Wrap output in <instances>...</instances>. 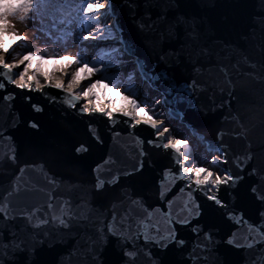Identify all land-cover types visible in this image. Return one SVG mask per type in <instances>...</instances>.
Listing matches in <instances>:
<instances>
[{
  "label": "water",
  "instance_id": "obj_1",
  "mask_svg": "<svg viewBox=\"0 0 264 264\" xmlns=\"http://www.w3.org/2000/svg\"><path fill=\"white\" fill-rule=\"evenodd\" d=\"M106 3L104 16L117 37L100 42L118 43L121 56L133 58L148 92L161 95L166 118L197 139L207 157L219 154L212 169L224 175L230 170L238 182L220 187L225 206H218L207 199L213 193L196 190L193 180L180 175L181 158L162 147L166 137L150 124L119 112L112 120L103 112L84 113L82 99L71 101L67 91L51 84L20 89L11 82L17 72L0 66V203L7 206L0 213V245H7L0 247V260L97 264L92 256L98 254L103 264H127L125 250L135 246L134 264H152L153 258L192 264L190 252L207 256L198 264H260L264 0ZM81 147L87 150L78 152ZM189 192L200 207L198 218L190 214L196 204ZM61 218L68 227L60 225ZM42 219L49 223L34 227ZM182 219L190 222L181 224ZM197 224L203 229L198 236L192 231ZM172 230L176 240L186 241L183 247L159 239ZM209 230L211 244L205 239Z\"/></svg>",
  "mask_w": 264,
  "mask_h": 264
},
{
  "label": "rangeland",
  "instance_id": "obj_2",
  "mask_svg": "<svg viewBox=\"0 0 264 264\" xmlns=\"http://www.w3.org/2000/svg\"><path fill=\"white\" fill-rule=\"evenodd\" d=\"M23 2L24 0H0V45L8 46L5 54L8 63L20 62L28 55L52 57L53 59H46L43 63L36 59L25 61L24 67L30 63L32 65L30 70L39 76L65 73L68 80L71 79L73 72L80 69L78 80L84 82V86L79 92L84 91L89 84H95L92 96L95 97L97 105L102 100H107L115 106L132 104V100H136L139 108L132 105L143 117L158 119L164 115L165 111L159 106L161 95L156 91L147 94L146 86L134 74L136 67L134 62H131L133 58L122 57L118 43L99 42L103 40L99 37L115 33L110 25L111 20L107 21L104 16L106 0H91V3L99 4V8L94 9L88 17L83 16V9L89 0H32V8L21 19L22 14L16 12V9L21 7ZM3 6L6 9H3ZM5 17L7 31L2 25ZM82 19L89 27H84ZM19 38L23 40L18 41ZM64 55L77 58L90 67L99 68L100 71L95 75L86 74L82 69V63L68 64L62 60L55 61ZM109 64L112 66L106 69ZM130 72H133L134 77L126 80V75ZM128 89L134 91V94L128 95ZM154 113H158L159 116L154 118L152 116ZM164 126L168 127L169 133L173 136L185 140L187 136L190 137L176 122L172 127L168 123ZM182 150L188 158L194 157L195 163L203 164L208 159L197 139L190 137L189 146ZM214 155L221 158L217 153ZM214 155L210 160L214 159ZM215 171L223 173L220 169Z\"/></svg>",
  "mask_w": 264,
  "mask_h": 264
},
{
  "label": "snow or ice",
  "instance_id": "obj_3",
  "mask_svg": "<svg viewBox=\"0 0 264 264\" xmlns=\"http://www.w3.org/2000/svg\"><path fill=\"white\" fill-rule=\"evenodd\" d=\"M32 8V0H24L23 5L21 7H18L16 9V12H20L21 15V19L24 18V15H26L30 9ZM99 8V4H93L91 3V0H89V2L85 5L84 9H83V16L84 17H88L92 14L93 10ZM178 23L182 24L181 21L178 20ZM3 29L5 31H7L8 29V24H7V17H5L4 22H3ZM85 38H90V37H85ZM40 60L41 63L45 62L46 59H53L52 57H43V56H36V55H28L23 57V59L20 61V64H24L25 61H31V60ZM58 59L62 60V61H66L68 62V64H80L82 63L80 60H78L77 58H73V57H69L67 55L61 56ZM0 66H2L7 73H11L14 68L17 67L16 64L13 63H8L6 61V59L2 56H0ZM32 67V65L30 63L27 64V66L23 67V70L20 71L18 73L19 79L18 80H13L11 82L15 83L20 89H26V88H31L33 83H35V85L37 86V89L42 88L43 85L41 84L40 80L37 78V76L35 74H30L29 73V69ZM82 69L86 74H92L95 75L97 72L100 71L99 68L97 67H93V66H89V64L87 63H82ZM39 70V68L37 69V71ZM80 75V69H77L75 72L72 73L71 75V79L70 81L67 83V88L64 89V79L61 77L58 79V81L55 83L54 87L56 89H64L65 91L68 92L69 96L72 97L71 101H79L82 98H89V103H86L83 105L82 107V112L84 113H92V112H103L104 115L109 119L112 120L113 116H114V112L111 110L106 111L105 109L101 108L99 105H97L96 107H93L91 104V96L93 93V89L96 87L95 84H89L84 91L80 92L79 94H76L73 89L78 87V77ZM45 79L50 80L51 78L45 74ZM3 86L0 85V89H2ZM132 104L135 105L137 108H139V105L136 104V100H132ZM73 107L75 106L74 104L72 105ZM124 115L125 116H131L132 113L124 111ZM140 121L137 120V124H139ZM145 123L150 124V126L153 129H158V124L155 120H153L151 117H149L148 121H146ZM169 132V129L167 127H164L163 129L158 131L159 137L160 138H164L165 134ZM183 143V141L179 140V139H171L169 138L167 140L166 143L162 144V147L164 149H171L173 150L176 155L178 157H180L181 159L177 161V163L180 165V167L183 168V172L180 173V175L188 180V181H192L193 177L190 175H187L189 172H193L197 169V165L194 163L192 164L190 167H184L183 165V160L188 159L187 156H185L184 151L181 148V144ZM86 151V148H79L77 149V151ZM237 166L239 167V163L237 162ZM227 172V175H224L223 173H221L220 175H214V173L212 171H209L207 168L204 170L203 175H197L194 178V184H195V189L196 190H204L206 192L209 193H213L211 195H207V199L209 201H213L216 205L218 206H225V202L222 200V198L219 196L218 194V190L220 189V187L222 185H231V186H235V184L238 182L236 177H233L231 174L230 170H225ZM250 174H255V170H253L252 173ZM223 177V178H222ZM259 179L261 180L262 183H264V175H261L259 177ZM103 186V182L99 183L97 185L98 188ZM181 191H183V189H181ZM262 196H264V193L261 194ZM189 197L191 198V202L193 204H196V200L194 197V194L192 192H189ZM235 199V197H233V200ZM262 202H264V199L261 200ZM7 209V206L4 205L3 203H0V213H4ZM35 213H33L32 215H34ZM191 215H194L196 218L199 217L200 215V207L198 204H196L195 210L194 212L190 211ZM237 213H233L232 214V220L236 221L237 220ZM261 217L264 218V212L261 213ZM28 219L31 220V215H28ZM190 222L187 219H182L180 220L181 224H186ZM239 222V221H237ZM49 221L47 219H42L39 221L38 224L34 225V227H40L42 225H46L48 224ZM60 225H62L63 227H68V224L66 223V221L64 219H60L59 220ZM261 228H264V219H262ZM193 233L195 235H199V232L203 231L202 227L197 224L193 226L192 229ZM107 232L110 235H116V232L114 230V228L112 226H107ZM0 237H2V233H0ZM171 239L173 242H175L177 244L178 247H183L184 244L186 243V241L184 240H176L175 237V232L174 230L169 232V236L168 237H160L159 239L161 240H166V239ZM100 239L103 243V245H106L108 243V238L106 235H104V231L101 230V235H100ZM144 239L147 241L149 240V236L147 234L144 235ZM152 240H157L156 237H151ZM205 239L209 241V243H214V241L212 240V232L211 230H209L206 234H205ZM262 240H264V235H262ZM122 243H128L127 240H122ZM11 243H13L20 251H25V247L22 241H15L13 240ZM228 244H233L234 241L233 239H229L227 241ZM166 244H160L161 248L166 247ZM199 243H195L193 245V252L195 251L196 247H199ZM248 247H252L253 244L249 243L247 245ZM0 247H7V245H0ZM207 248L208 251H211L210 248L207 247V245L205 246ZM103 249L101 248V251ZM34 251V250H33ZM4 253H0V255H3ZM125 255L129 258V261L127 262V264H134V257L137 255V252L135 251V246L133 250H125ZM188 259H190L192 261V264H198L199 260L203 259V260H207V256H194L192 254V252H190L188 254ZM92 259L95 260L97 262V264H103V261L100 260V257L98 254H95L92 256ZM0 264H4L3 260H0ZM152 264H160V260L158 258H153V262ZM260 264H264V257L261 258L260 260Z\"/></svg>",
  "mask_w": 264,
  "mask_h": 264
},
{
  "label": "bare ground",
  "instance_id": "obj_4",
  "mask_svg": "<svg viewBox=\"0 0 264 264\" xmlns=\"http://www.w3.org/2000/svg\"><path fill=\"white\" fill-rule=\"evenodd\" d=\"M106 8H107V5L105 4V6L103 8L104 11H105ZM7 51H8V46H6L4 44H1L0 45V56H2V57L5 58V54H6ZM13 64H16L17 65V67L14 68L13 71L17 72V76H16V79L15 80H18L19 79L18 73L23 70L24 64H20V62H15ZM29 73L30 74H35L30 69H29ZM35 75L37 76V78L40 77L38 79L40 80L41 84H46L47 83V84H51L52 86H54L55 83L58 81V79L62 77L64 79V81H65V83H64V89L67 88V83L70 81V80H68L67 75L65 73H61V72H59V73H57V74H55L53 76H49L48 75L51 78L50 80L45 79V75H42V76H39L37 74H35ZM77 83H78L79 86L76 87V88H74L73 91L76 94H79L80 93L79 91L82 90L81 88H83V86H84V82H81L80 80H77ZM33 85H35V83H33ZM64 89H62V90H64ZM148 94H150V92ZM88 102H89V98H82V105H84V104H86ZM91 104H93L95 107L97 106L96 100H95V97L94 96H91ZM99 106L101 108L105 109L106 111L111 110L113 112H119V113H122V114H124V111L130 112V113H132V115L129 116V117L133 121L140 120V121L146 122L149 119V117H143L141 115V113L138 112L131 103L130 104H120L118 106H115L114 104H111L107 100H102V102H100ZM153 120H155L157 122V124H158V129H156L157 132L159 130L163 129V127H167V126H164V124H165L164 122L168 123V125L171 126V127L174 124L172 121H170V120H168L166 118L165 112H164V115L161 118L153 119ZM165 137H166V140H168L169 138H171V139H179V140L183 141V143L181 144V148L182 149L187 146L188 141H185L184 138H181V137H178V136L177 137L176 136H173V134H171L169 132L165 134ZM220 159L221 158H219V156L216 157V155H214V159L210 163L207 161L209 166L205 167V166L198 165L197 166V169L195 171H193V172H189L188 175L192 176L193 177V181H194L195 176H197V175H203L204 170L206 168L209 171H212L214 173V175H220L221 173H218L216 171H213V169H212V165L215 162L219 161ZM183 161H185V162L187 161L188 162L187 159H185ZM190 166L191 165L188 164V167H190Z\"/></svg>",
  "mask_w": 264,
  "mask_h": 264
},
{
  "label": "trees",
  "instance_id": "obj_5",
  "mask_svg": "<svg viewBox=\"0 0 264 264\" xmlns=\"http://www.w3.org/2000/svg\"><path fill=\"white\" fill-rule=\"evenodd\" d=\"M2 8H3V9H6L5 6H3ZM82 22L84 23V27H86V28L89 27V25L86 24V22H85L84 19H82ZM113 35H114V33H111V34H108V35L105 34V36H103V37H99V38H106V37H107V38H110V37H112ZM22 40H23V39H21L20 41H22ZM23 42H24V41H23ZM23 42H22V43H23ZM50 61L53 62V60H50ZM55 61H61V60H60V59H55ZM111 66H112V64H109L108 66H106V69L110 68ZM125 75H126V74H124V77H125ZM127 75H128V76H127ZM127 75H126V78H125L126 80H130L131 77H134L133 72H130V73L127 74ZM124 77H123V78H124ZM128 87H129V86H128ZM127 92L130 93L131 95L134 94V91H132L131 89H128ZM152 116H154V118H155V117H158L159 115H158V113H154Z\"/></svg>",
  "mask_w": 264,
  "mask_h": 264
}]
</instances>
